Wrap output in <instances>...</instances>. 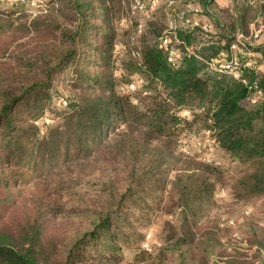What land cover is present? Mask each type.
I'll use <instances>...</instances> for the list:
<instances>
[{"label":"trees","instance_id":"1","mask_svg":"<svg viewBox=\"0 0 264 264\" xmlns=\"http://www.w3.org/2000/svg\"><path fill=\"white\" fill-rule=\"evenodd\" d=\"M51 1L54 2L44 3V10L33 17L26 20L19 16L6 26L10 45L4 46L1 55L16 44L28 61L15 58L18 66L25 69L15 74L5 69L10 72V83L18 86L0 92V264H121L126 247L137 248L131 264H139L143 260L137 247L140 235L131 218L140 214L148 201L154 203L157 196L154 170L159 167V158L152 156L156 147L151 143L161 140L162 146L169 148L188 135L195 138L199 134L197 123L233 170L241 168L232 184L233 199L243 203L264 197V93L255 103L249 102L254 85L264 90V75L257 69L262 60L250 56L252 65L242 70L247 82L243 84L208 72L194 56L184 57L172 66L161 47L145 46L139 49V58L132 57L135 72L126 74L120 59L129 52L122 46H127L135 33H130L125 43L116 42L113 23L114 15H118V0ZM232 1L231 8L216 9L213 0H184L200 5L202 16L210 18L211 26L219 30L224 43L214 41L215 51L208 56L227 50L236 32L247 36L250 24L264 17V0ZM51 5L56 7L55 14L49 13ZM248 11L250 16L245 14ZM217 15L224 17L217 19ZM1 27L0 34L5 33ZM200 32L197 24L195 35ZM183 35L178 36L185 43L196 39ZM29 36L30 44L23 46L19 41ZM254 43L248 51L256 48L264 57V45L252 49ZM64 71L68 75L66 96L53 85L55 78L65 76ZM133 84L136 88L132 91ZM56 95L63 99L58 101L60 107L53 115L52 100ZM44 119H50V123ZM121 126L124 129L119 131ZM130 131L139 137L132 138ZM98 155L118 162L125 178L122 188L117 189L107 173L101 174V179L110 185L108 204L103 202L102 210L84 216L83 224L66 236L61 262L39 261L30 245L39 244L45 229L41 217L46 214L42 209H34L30 213L41 214H28L22 221L11 218L12 230L8 231L12 233L3 228L8 225L7 214L21 196L16 183L30 179L38 171L53 172L66 161ZM204 184L198 185L204 188ZM195 186H180L175 202L179 209L175 228L180 234L161 248L162 258L177 255L173 264L192 262L195 252L208 258L217 242L212 231L206 230L196 241L186 232L190 220L198 218L197 209L202 203ZM209 191L213 192V188ZM252 215L243 216L248 220ZM249 229L254 240L251 245L264 250V233ZM21 235L28 243L26 247L18 246ZM50 249L49 253L56 251L53 245Z\"/></svg>","mask_w":264,"mask_h":264},{"label":"rangeland","instance_id":"2","mask_svg":"<svg viewBox=\"0 0 264 264\" xmlns=\"http://www.w3.org/2000/svg\"><path fill=\"white\" fill-rule=\"evenodd\" d=\"M130 1L118 0V15H114L113 23L116 42L125 43L127 36L133 32L136 35L139 49L145 46H160L161 39L166 34L165 31L168 30L169 18L165 3L161 7L159 3L157 8L160 9L153 13L139 15L131 10ZM47 2L53 3L54 1L24 0L22 5H15L11 0H0V26L5 31L0 34L1 93L18 86L10 83L11 78L8 76L10 72H6L5 69H11L15 74L19 72V69H24L22 66H18L15 58L20 57L23 61H28V58L24 57L22 48L16 44L12 45L6 54L1 55L4 46L10 45L6 26L19 16L27 20L31 15L33 17L36 13H40L42 5ZM239 6L242 8V5L239 4ZM50 8L49 13L55 14L56 7L51 5ZM245 14L250 16L251 11ZM214 17L222 19L224 16ZM263 19L264 17L260 16L262 25L264 24ZM138 22L143 25L140 31L135 30ZM240 29L243 28L240 27ZM175 32L176 35L181 34L184 37V33L180 29L177 28ZM30 37L22 38L19 42L26 46L30 44L28 42ZM191 43L193 47L199 46V41L196 39L191 40ZM31 44L33 43L31 42ZM215 46H205L206 49L203 51H208L207 55H210L215 51ZM196 50L198 49H194L193 52ZM11 51H14V57L11 56ZM204 52H202L203 56H205ZM120 62L126 70V74L132 70L135 72L137 69L136 61L127 52L122 55ZM63 74L64 77L54 79L53 85L61 95L66 96V85L68 84L66 76L68 75L65 71ZM60 98L62 97L58 95L53 96V115H56V109L60 107L58 106ZM261 112L264 114V108ZM44 121L50 123V119H44ZM123 129L124 126H121L119 131ZM196 132L199 134L195 138L188 135L189 137L179 139L169 148L162 146L161 140L158 143H151L152 147H156L152 156L159 158V167L154 170L157 196L154 203L148 201V205L142 207V212L131 218L140 235L137 247L142 252L143 260L139 264H173L177 255L162 258L161 248L180 234V231L175 228L176 213L179 212L175 202L180 186L184 183L189 184L190 187L196 185L193 189L200 191L199 197L202 202L199 203L197 209L198 218L190 220L186 232L194 241L206 230L215 232L217 238L214 249L209 253L208 258H203L195 252L193 261H189L188 264H264V250L259 249L256 245H251L254 240L248 233L250 227L260 235L264 233V197L254 198L243 203L236 202L230 192L241 168L233 170L221 150L207 135H204L202 126L198 123ZM131 133L132 138L139 137L136 132ZM216 162H219L220 165ZM103 173H107V176L112 178L117 189L122 188L125 178L121 174L123 172H120V165L117 161H110L106 155H98L85 160H69L61 163L53 172L42 174L38 171L30 179L18 181L16 186H18L21 196L18 197V205L7 214L5 219L8 220V225L3 228L8 233H12L8 231L12 230L11 218L15 219V222L22 221L28 214L36 216L41 214L40 211L30 213L34 209H42L46 216L41 217L43 227H45L39 238L41 242L30 246L39 261L61 262L60 256L64 252L66 236L72 233L74 227L83 224L84 216L93 210L100 211L105 206L103 202L108 199L106 194L110 185L106 183V179H101ZM201 182L205 183L204 188L199 187L198 184ZM211 187L213 192L209 191ZM250 213L253 215L248 220L244 219L243 215ZM17 239L19 247L27 246L28 243L24 241L23 235ZM52 245L56 251L49 253ZM136 250L137 248L132 247L124 248L121 264H131Z\"/></svg>","mask_w":264,"mask_h":264},{"label":"built area","instance_id":"3","mask_svg":"<svg viewBox=\"0 0 264 264\" xmlns=\"http://www.w3.org/2000/svg\"><path fill=\"white\" fill-rule=\"evenodd\" d=\"M11 1L16 2L18 0ZM19 1L21 2L22 0ZM164 2L165 7L168 10V30L165 31L166 34L161 39L159 47H161L164 51L166 60L170 65H176L184 57L194 56L200 63H203L206 66L208 72L225 75L235 80H241L243 84H247L246 80L242 78V70L252 65V60L250 58L252 55L248 51V47L258 40L264 31V25H262L258 19L250 24V30L247 36L240 32H236L234 39L227 50H219L213 56H203L202 52H200V43L207 47L213 45L214 43L212 39H210V23L201 24V32L196 36V40L199 41L198 47H193L192 43V47H190L188 43H185V41L176 35L175 32L178 28L185 34H189L191 36L194 35L195 27L197 26L195 17L203 15V8L193 2H184V0H164ZM157 5V0L130 1L131 10L139 15H147V13L155 9ZM44 8L45 5H42V10H44ZM205 11L210 13L207 8ZM142 27V23L138 22L136 25V31H140ZM122 48H126L131 57H140V50L137 46L135 34L130 37L128 45L122 46ZM192 49H198L200 51L196 50V52H193ZM241 57L243 58L241 59ZM138 81L140 83V80ZM135 88L136 86L134 84L130 86L132 91L135 90ZM252 88H254V90L249 97V102L255 103L256 98L261 96L264 93V90L261 88L257 89L256 85ZM184 113L187 115V112Z\"/></svg>","mask_w":264,"mask_h":264},{"label":"crops","instance_id":"4","mask_svg":"<svg viewBox=\"0 0 264 264\" xmlns=\"http://www.w3.org/2000/svg\"><path fill=\"white\" fill-rule=\"evenodd\" d=\"M232 2H233L232 0H213L214 6L216 7V9H220V8H228L229 9L232 6ZM158 3H160L159 6L161 7V5H164L165 2H164V0H158ZM195 20L197 21L198 27L201 26L202 23H210L211 24V22H210L211 19L208 18V17H206V16H198V17H195ZM193 36L195 37L196 35L194 34L191 37H193ZM210 37L212 38V41L213 42L214 41L215 42L217 41V43L219 45H222L224 43L221 40L220 36H219V30L216 28V26H213V27L211 26ZM188 45L190 47H192V45H191L190 42L188 43ZM262 45H264V31L260 35V38L255 41L252 49H254V47H256V46H262ZM204 47L205 46L200 43V50H201V52H204L203 50L206 49ZM255 49L253 50V52H250V53H251L252 57H255L258 60H262L260 62L258 61L259 64L257 66V69H258L259 72H261L264 75V57H262V54L260 53L259 50H255ZM204 53H205V55H207L208 51H206Z\"/></svg>","mask_w":264,"mask_h":264}]
</instances>
